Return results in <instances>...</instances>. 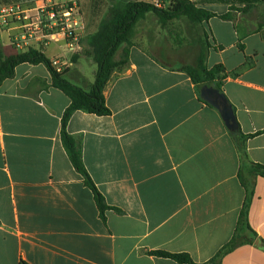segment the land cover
Wrapping results in <instances>:
<instances>
[{"label":"crops","instance_id":"crops-1","mask_svg":"<svg viewBox=\"0 0 264 264\" xmlns=\"http://www.w3.org/2000/svg\"><path fill=\"white\" fill-rule=\"evenodd\" d=\"M113 1L88 0L79 7L84 26L79 51L70 52L61 41L41 48L32 39L25 46L63 61L64 77L89 90L97 64L86 56L84 40ZM164 1L168 6L170 0ZM191 1L216 14L229 10L219 0ZM39 2L0 3V10ZM247 11H231V19L212 16L198 25L182 16L174 19L187 29V48H169L162 36L158 55L151 45L158 38L146 30L147 20L158 18L149 12L135 24L130 44L119 46L115 60L125 48L128 54L103 91L109 113L76 110L66 126L81 141L85 168L108 206L103 216L61 141L68 96L53 86L43 63L15 67L0 84V264H185L154 250L185 252L205 262L236 229L243 181L253 184L248 220L259 245L256 240L241 244L221 264H264V177L244 173L237 140L219 111L203 102L179 69L194 64L202 40L210 45L209 68L222 64L229 72L251 60L239 74L226 77L222 91L237 128L243 134L259 132L244 146L249 160L264 164V18L246 17ZM18 23L9 18L0 31L4 55L18 52L12 43Z\"/></svg>","mask_w":264,"mask_h":264},{"label":"trees","instance_id":"trees-1","mask_svg":"<svg viewBox=\"0 0 264 264\" xmlns=\"http://www.w3.org/2000/svg\"><path fill=\"white\" fill-rule=\"evenodd\" d=\"M17 1L21 0H0V3L10 4ZM219 1L229 4L228 12L216 14L203 7L197 6V4L191 0H170L166 8L156 7L149 1L144 0L113 1L107 10L106 16L99 22L97 30L88 34L84 40L86 45V56L90 57L97 64L95 78L89 90H85L68 81L64 77L65 69L61 72L56 71L51 65L50 58L40 49L27 47L11 55H4L0 51V84L5 79L13 76L15 67L20 63H43L51 74L53 86L62 90L68 96L70 102L61 117V141L73 167L82 174L85 184L93 192L94 200L99 208L101 216H103L108 206L105 203L103 195L96 188L85 168L82 159L81 141L66 130L70 116L76 110H82L97 115H107L109 113V109L105 104L103 91L115 68H120L126 63L128 51L125 48L119 60L114 59L115 53L123 42L130 44L129 36L135 24L139 19L145 17L147 13H154L158 21L163 25L181 16L186 18L191 24L198 25L212 16H218L222 19H231V11L247 10L259 1L264 2V0ZM236 2L242 3L243 7L238 8L234 4ZM209 47L210 45L206 40H202L194 64H186L179 67L180 70L184 71L190 77L198 91L204 84H211L215 88L222 90V85L228 75L236 76L244 67L251 64V60L246 58L243 65L229 72L226 71L222 64H215L209 68L206 64ZM239 48L243 49L242 45H239ZM204 103L208 104L207 102ZM230 132L237 140L241 157L245 161L243 168L244 173L253 178L257 176L264 177V164L249 160L244 146L246 139L259 132L243 134L238 128ZM243 185L245 187V199L239 212L236 229L229 241L225 243L212 258L205 262H195L189 254L185 252L172 253L164 250H154L152 253L161 257L170 258L178 263L221 264L222 258L237 246L244 243L253 244L255 240L259 239L258 234L250 226L248 220L249 204L254 194V188L252 183H247L246 181H243ZM260 241L261 246L264 248V240Z\"/></svg>","mask_w":264,"mask_h":264},{"label":"built area","instance_id":"built-area-1","mask_svg":"<svg viewBox=\"0 0 264 264\" xmlns=\"http://www.w3.org/2000/svg\"><path fill=\"white\" fill-rule=\"evenodd\" d=\"M154 6L166 8L164 0H150ZM9 18L18 21L19 34L12 43L22 48L28 40L40 42L41 48L52 42H63L70 52L82 49L83 23L79 8L74 0H41L38 4L26 8L20 4L5 6L0 10V31ZM51 65L61 72L65 69L63 61L51 59Z\"/></svg>","mask_w":264,"mask_h":264},{"label":"rangeland","instance_id":"rangeland-1","mask_svg":"<svg viewBox=\"0 0 264 264\" xmlns=\"http://www.w3.org/2000/svg\"><path fill=\"white\" fill-rule=\"evenodd\" d=\"M77 3L78 8L82 6H84L85 2L88 0H74ZM96 1V0H95ZM94 0H92V2H95ZM253 8V9H252ZM249 8L247 12H245V16L246 17H250V18H256L259 20H262L264 18V2H258L257 5H254V7ZM107 14V13H106ZM186 27L183 25L182 21H169L166 24H159L158 21H156L155 17H152L150 19L147 20L146 22V30H148L149 32H151L152 38L153 39H157L156 41H154V43H152V51L156 52L158 55V46H157V42L158 40L163 36V39L167 40V44L169 45V48H173L174 50L178 49V48H182L187 46L186 45V39H185V29ZM140 31H143L142 29H139ZM161 34V35H160ZM164 41V40H163ZM27 46H23L22 48H18V51L24 50L26 49ZM187 47H185L186 49ZM20 49V50H19ZM94 69H96V65L94 67ZM65 77H67L64 74ZM95 76V75H94ZM93 74L90 75L89 79L91 80V82L94 79ZM68 78V77H67Z\"/></svg>","mask_w":264,"mask_h":264},{"label":"water","instance_id":"water-1","mask_svg":"<svg viewBox=\"0 0 264 264\" xmlns=\"http://www.w3.org/2000/svg\"><path fill=\"white\" fill-rule=\"evenodd\" d=\"M199 94L204 102H207L219 111L225 125L230 131L237 129L232 105L221 89L215 88L211 84H204L201 86ZM255 244L259 245V240H256Z\"/></svg>","mask_w":264,"mask_h":264}]
</instances>
